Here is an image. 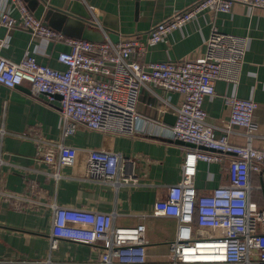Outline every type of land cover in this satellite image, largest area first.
Instances as JSON below:
<instances>
[{"label":"built area","instance_id":"built-area-1","mask_svg":"<svg viewBox=\"0 0 264 264\" xmlns=\"http://www.w3.org/2000/svg\"><path fill=\"white\" fill-rule=\"evenodd\" d=\"M235 5L264 9V0H198L154 25L145 40L129 37L114 42L105 33L106 39L98 42L67 37L50 28L25 0L0 1V29L24 28L35 36L70 45L69 51L58 55L64 71L41 64L31 55L15 62L0 54V84L13 89L26 86L34 96L46 95L64 119L66 136L80 125L111 135L113 140L106 147L90 151L89 174L97 172L106 181L119 176L121 157L114 150V138L135 133L142 118L137 104L143 88L153 85L183 96L178 105L166 102L176 116L173 126L146 122L151 135L164 134L196 145L186 150L180 181L168 188L166 197L151 211L153 217H174L178 222L176 238L170 243V259L164 264H264V185L256 178L264 182V105L226 97L229 119L220 135L208 122L203 107L205 98L216 93V82L226 78L225 67L243 58L241 43L214 29L207 51L199 59L141 60L149 46L163 41L203 11L228 12ZM5 43L0 38V50ZM231 136H240L245 143H235ZM76 156V148L62 144L56 162L72 166ZM45 159L55 161L48 152ZM200 161L227 162L228 182L200 194L195 186ZM130 179L123 176L120 181L128 183ZM53 208L52 249L60 240L71 241L100 248L95 264H150L145 224L121 225L112 214L85 208ZM199 228L202 237L195 235ZM20 264L64 263L50 258Z\"/></svg>","mask_w":264,"mask_h":264},{"label":"crops","instance_id":"crops-1","mask_svg":"<svg viewBox=\"0 0 264 264\" xmlns=\"http://www.w3.org/2000/svg\"><path fill=\"white\" fill-rule=\"evenodd\" d=\"M41 1L46 6L42 20L50 28L67 37L102 42L105 33H116L119 40H145L154 25L198 0H80L91 16L89 20L68 16L65 11L71 0ZM65 19L78 28L64 30L61 24ZM214 29L237 38L244 51L241 60L225 67L226 78L216 82V93L204 100L208 122L220 135L229 119L226 97L264 105V9L244 5H235L228 12L207 9L163 41L149 46L141 60L199 59L205 55ZM0 38L6 40L0 54L7 59L19 62L31 55L41 64L66 69L58 61L60 52L70 50L65 41L35 36L24 28L4 27ZM167 101L178 105L183 96L153 85L141 90L137 110L142 118L134 134L115 136L114 150L121 157V169L114 181H106L97 172L89 174L88 169L90 151L106 147L113 140L109 133L80 125L66 136L64 119L46 95L34 96L26 86L13 89L0 84V264L53 261V251L59 246H51L55 205L112 214L121 225L145 224L149 263L168 262L178 222L174 217H153L151 211L166 197L168 188L180 181L189 147L164 134H149L147 121L170 126L163 122L165 112L173 114ZM231 137L235 143H245L240 136ZM62 144L77 150L72 166L56 162ZM47 152L54 155V162L45 159ZM227 166V162L200 161L195 179L198 192L207 194L227 183ZM123 176L130 181L121 182ZM256 178L261 184V178ZM67 242L73 256L80 255L82 262L95 254L90 245Z\"/></svg>","mask_w":264,"mask_h":264},{"label":"water","instance_id":"water-1","mask_svg":"<svg viewBox=\"0 0 264 264\" xmlns=\"http://www.w3.org/2000/svg\"><path fill=\"white\" fill-rule=\"evenodd\" d=\"M26 1L28 2V5L31 8V10L34 12L35 16L38 19H42L44 14H45V11H46L45 4L42 3L41 0H26ZM65 12L70 14V15H68L65 13L68 16L78 15L79 17L87 19V20L91 19L90 14L88 13L85 6L80 2V0H71V3H69ZM61 26L64 30H68L70 28H74L76 25L73 24L71 21L65 19V21L62 22ZM75 28H78V27L76 26ZM115 30H117V29H115ZM109 36L114 42L120 41L119 37L116 33H110ZM77 38H80V37H77ZM84 39H88V38H84ZM88 40H91V39H88ZM91 41H94V40H91ZM175 120H176V116L171 114V113H166L163 117V122L167 123L170 126H173L175 124ZM175 141L178 143H181L183 145H186L187 147H195L196 146L193 143H187V142H184L181 140H175ZM201 148H205V147L201 146ZM261 184L264 185L263 179H261Z\"/></svg>","mask_w":264,"mask_h":264},{"label":"rangeland","instance_id":"rangeland-1","mask_svg":"<svg viewBox=\"0 0 264 264\" xmlns=\"http://www.w3.org/2000/svg\"><path fill=\"white\" fill-rule=\"evenodd\" d=\"M195 235L198 237H202L203 230L201 228L195 231ZM63 240L59 241V246L57 249H54L53 254V261L57 263H64V264H95L99 258V254L101 252L100 248H92L95 251L94 256L90 259H86L84 262L83 258L78 255L76 258L73 256V252L71 249V244H67V241L62 242ZM90 247V246H88ZM256 259V257H254ZM27 260V259H26ZM32 261V260H27Z\"/></svg>","mask_w":264,"mask_h":264},{"label":"trees","instance_id":"trees-1","mask_svg":"<svg viewBox=\"0 0 264 264\" xmlns=\"http://www.w3.org/2000/svg\"><path fill=\"white\" fill-rule=\"evenodd\" d=\"M264 196V195H263Z\"/></svg>","mask_w":264,"mask_h":264}]
</instances>
